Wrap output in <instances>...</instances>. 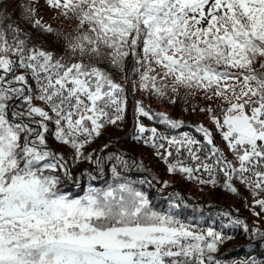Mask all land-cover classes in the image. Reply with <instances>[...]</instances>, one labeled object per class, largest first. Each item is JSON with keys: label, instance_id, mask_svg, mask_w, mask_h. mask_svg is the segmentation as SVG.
<instances>
[{"label": "snow or ice", "instance_id": "snow-or-ice-1", "mask_svg": "<svg viewBox=\"0 0 264 264\" xmlns=\"http://www.w3.org/2000/svg\"><path fill=\"white\" fill-rule=\"evenodd\" d=\"M45 4L77 22L78 35L63 34L64 54L31 43L0 12V264H221L212 254L230 237L204 229L196 217L181 219L189 205L178 197L158 209L121 177L118 165L128 167L123 155L94 159L85 149L103 129L125 120L128 94L120 80L135 92L130 74L138 77L139 90L172 103L181 88L198 90L206 103L197 110L208 116L234 159L205 125H192L197 138L180 131L183 121L140 101L133 138L154 149L169 174L213 185L223 174L224 187L233 193L234 180L254 196L264 193V0ZM23 13L32 28L54 33L36 18L37 7L24 5ZM49 137L72 149L71 164L49 146ZM81 160L95 163L99 174L81 169L74 175ZM105 160L116 161L113 181L94 186ZM200 172L211 179H200ZM85 179L82 195L60 187L69 181L79 187ZM255 206L261 209L257 216L264 213V198ZM223 215L229 225L250 231L239 218Z\"/></svg>", "mask_w": 264, "mask_h": 264}, {"label": "trees", "instance_id": "trees-1", "mask_svg": "<svg viewBox=\"0 0 264 264\" xmlns=\"http://www.w3.org/2000/svg\"><path fill=\"white\" fill-rule=\"evenodd\" d=\"M24 5L37 7L36 18L41 19L43 24L50 25L54 29V33H42L32 28L29 21L24 18ZM0 12L6 13L8 17L23 28L32 37L31 43L52 49L57 54L67 52V40L64 39L63 34H79L75 19L65 18L59 11L47 7L45 0H0ZM111 70L118 77L121 76L118 70ZM257 70L260 71L261 69L258 68ZM130 76L132 80L136 81L137 90L135 92L128 81L120 80L128 94L125 120L103 129L102 135L94 139L85 149V152L94 153V159L96 156L123 155L128 161V167L124 168L118 165L121 177L127 179L138 190L144 191L158 209L168 207L169 197H178L180 202L189 205L188 208L182 209L181 219L196 217L204 229L214 227L217 231H221L230 237L219 246V251L212 254L221 261V264H246L251 260H255L257 264H264V235H261L264 234V213L257 216L256 213L261 212V209L255 206V201L264 198V193L260 196H254L247 187L236 180L233 181V186L237 188V193H233L224 187L223 174L217 175L215 185L198 183L186 178L179 172L169 174L167 164L157 157L154 149L133 138L136 135L134 106L137 101H140L145 106L151 107L153 111L163 112L176 120L183 121L186 127L180 131L191 132L197 138H200V134L194 132L192 125H205L212 130L216 144L224 151L228 159H234L216 133L215 126L208 116L197 110L206 103L204 93L181 88L178 94H173L176 96V102L172 103L166 98H160L151 95L148 91L139 90L138 77L131 74ZM214 106L219 107V105ZM144 123L151 126L147 120ZM159 130L164 131V126H159ZM48 140L49 146L63 153L71 164L72 149L57 144L51 137ZM103 163V175L92 182L97 187H106L107 183L113 181L111 167L116 161L105 160ZM140 165L143 167H138ZM81 169H89L99 174V169L95 163H90L87 160H81L75 164L74 175H79ZM197 175L205 181L211 179L204 172L197 173ZM141 180L151 181V185L141 184ZM164 182H167L168 187L164 186ZM60 187L63 191H70L73 195H82L87 188V180L85 179L79 187L71 181L66 185L61 184ZM225 212L230 213L233 219L242 220L248 225L250 231H245L242 226L229 225V218L223 215ZM225 225L229 226L225 227ZM257 230L260 234H257Z\"/></svg>", "mask_w": 264, "mask_h": 264}]
</instances>
